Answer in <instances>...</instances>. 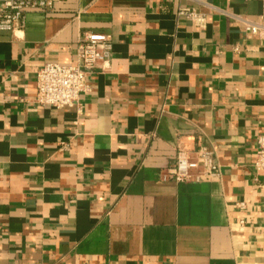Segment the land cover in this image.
Segmentation results:
<instances>
[{
    "label": "crops",
    "instance_id": "crops-1",
    "mask_svg": "<svg viewBox=\"0 0 264 264\" xmlns=\"http://www.w3.org/2000/svg\"><path fill=\"white\" fill-rule=\"evenodd\" d=\"M260 9L58 0L0 32V264H264V33L237 21ZM84 33L109 37L107 68L73 107L37 104L36 71L75 65ZM177 143L206 147L220 177L163 181Z\"/></svg>",
    "mask_w": 264,
    "mask_h": 264
},
{
    "label": "built area",
    "instance_id": "built-area-1",
    "mask_svg": "<svg viewBox=\"0 0 264 264\" xmlns=\"http://www.w3.org/2000/svg\"><path fill=\"white\" fill-rule=\"evenodd\" d=\"M58 0H0V32L14 33L25 26V14L30 10L51 12ZM179 15L186 16L202 25L204 19L193 11L180 9ZM243 30L251 36L264 33V0L256 21L237 19ZM111 43L107 35L84 33L76 47V64L65 65L47 62L36 71V103L52 108L73 107L80 94L89 92L86 77L98 66L107 68L111 58ZM175 161L163 171V181L177 183H202L218 179L220 167L213 153L204 146L177 143ZM254 168L264 172V133L256 139ZM236 206L244 209L243 202ZM240 221L239 224H242Z\"/></svg>",
    "mask_w": 264,
    "mask_h": 264
}]
</instances>
